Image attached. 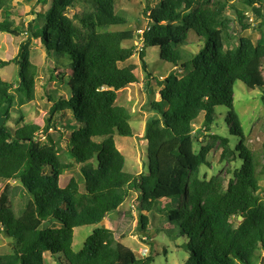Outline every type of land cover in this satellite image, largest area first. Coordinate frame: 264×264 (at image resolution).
Segmentation results:
<instances>
[{
  "label": "trees",
  "instance_id": "1",
  "mask_svg": "<svg viewBox=\"0 0 264 264\" xmlns=\"http://www.w3.org/2000/svg\"><path fill=\"white\" fill-rule=\"evenodd\" d=\"M50 1L48 12L41 14L29 5L23 15L21 9H13L12 0H0V33L27 36L14 57L0 60V71L10 65L19 69V80L7 82L0 76V228L11 239L0 264H44V253L61 255L67 264H153L152 244L143 240H150L144 232L158 200L177 204L175 210L160 213L187 239L189 256L184 264H259L264 248V201L259 195L264 141L255 152L244 145L233 110V87L236 82L246 86L259 82L256 64L264 63V41H256L242 6L264 17V0H157L155 5L145 0L147 24L139 39L136 31H111L127 24L115 9L116 0ZM80 6L85 7L82 16H73L82 28L68 17ZM27 16L31 20L24 30L11 19ZM187 30L202 42L192 56L183 51ZM31 39L39 40L49 56L55 52L60 66L43 83L49 87L45 92L50 103L43 127L20 126L22 107L35 99L38 68L29 62ZM136 39L143 45L126 46ZM148 45L158 47L160 60L183 75L170 72L156 81L159 100L150 104L156 116L145 123L143 134L148 173L132 176L124 172L125 158L114 136L132 135L131 116L120 104V94L140 82L141 71L147 73ZM131 56H138L140 65L123 66ZM53 82L61 84L64 93L55 97L50 90ZM218 106L228 109L230 133L238 138L234 149L229 138L211 133ZM66 113L71 124L58 129L56 121ZM12 114L18 116L13 117L14 129L6 125ZM201 114L203 129L196 133L193 125ZM52 130L58 137L51 136ZM207 133L210 144L196 152L194 135ZM61 143L69 155L66 163L56 152ZM215 144L228 169L205 179L199 170ZM75 170L83 180L80 195L76 179L65 176ZM11 182L18 187H10ZM17 188L22 190V205L16 213L10 197ZM130 191L137 195L138 239L149 244L148 254L137 258L120 243L135 223L132 210L120 216L114 230L94 229L74 252V229L104 222Z\"/></svg>",
  "mask_w": 264,
  "mask_h": 264
},
{
  "label": "rangeland",
  "instance_id": "2",
  "mask_svg": "<svg viewBox=\"0 0 264 264\" xmlns=\"http://www.w3.org/2000/svg\"><path fill=\"white\" fill-rule=\"evenodd\" d=\"M239 2L240 0H234V2ZM157 0H151L150 4L155 5ZM49 2L46 5L39 4L36 0H12L11 6L15 11L21 9L24 13L26 12V7L31 6L37 12L44 14L48 12L50 8ZM145 0H116L115 9L118 12H122L126 18L127 24L114 28L111 31H124L131 30L142 31L145 29L147 20L144 18L143 12L145 8ZM247 20L252 23L253 29L251 32L255 33L257 36L256 41L261 43L264 41V17H257L250 11L247 7L242 6ZM85 7L80 6L79 9L76 8L72 11L68 17L73 18L75 25L78 28H82L79 20L74 18V13L78 14L79 17L82 16ZM230 13V17L234 18V15ZM264 14V12H262ZM18 23V26L24 30L26 22L31 20V16L25 18L12 17ZM44 20H41L40 24H43ZM185 45H183V51L188 55H194L197 53L202 42L195 34L187 30L185 32ZM27 36H22L18 38H13L7 34L0 33V60L7 61L11 56L14 57L20 44L26 40ZM142 42L133 40L128 42L126 46L134 45L140 46ZM143 45V44H142ZM146 57L144 59L146 64L147 73L141 71V80L139 83L128 85L125 89L121 91L120 94V104L125 106L129 111L131 116L130 126L132 130L131 137H121L115 134L114 142L119 150V152L125 158L124 172L135 176L139 173H148V159L146 142L143 139L144 126L145 123L156 116L154 112L150 109V104L152 102L159 100V88L156 85V81H162L170 72H176L177 76H182L183 72L173 65L163 62L159 58L160 49L158 47L146 46ZM10 55V56H9ZM49 56L46 52L44 45L39 40H30L29 48V62L38 68L37 77L35 80L34 88V101L28 103L26 106L22 107L23 121L20 124H37L40 127L44 125V118L47 117L50 103L47 101L45 87L43 83L48 79L49 73L55 74L56 69L60 66L56 61L55 52H51ZM49 56V57H48ZM59 61L63 58L58 57ZM132 63L140 65L138 56H134L129 59ZM121 67V65H119ZM18 67L10 65L0 71V76L4 81L13 82L18 79ZM256 70L259 82L254 85L246 86L241 82H236L233 87V110L240 123V128L243 134V143L252 152L258 151L264 141V107L261 104L260 97L262 95V90H264V63L256 64ZM149 76V77H148ZM50 90L54 91L53 95L57 97V93H64L61 88L62 85L57 82L50 84ZM78 92V88L76 89ZM223 106H218L214 110L213 114V125L211 133L213 135H219L224 138H229L231 140L229 147L234 149L238 143V138L231 135L229 130V124L226 121L227 112ZM13 115V116H12ZM11 118H7L6 125L12 127L13 117H18L16 114H12ZM11 119V120H10ZM203 114H201L193 125V130L198 133L203 129ZM71 124L70 115L66 113L65 116L58 118L56 121V126L58 129L62 127L69 126ZM73 126V124H72ZM52 137H58V133L55 130L49 132ZM209 134H203L199 136L194 135L197 138L195 143L196 152L201 146L207 147L211 140L207 138ZM56 152L59 154L60 160L63 163L69 161V155L67 153L64 143L56 146ZM221 148L218 144H215L206 155V163L200 167L199 174L205 179H210L214 176L224 175L228 169L227 161H221ZM230 167L232 164L230 163ZM66 178L73 177L78 182L80 188L78 190V195L84 192L83 180L77 170L66 173ZM10 187H18L17 184L11 182ZM3 189V184L0 183V193ZM21 188H17L15 193L10 197L13 202L14 210L16 213L19 211L22 201L19 194H21ZM259 195L264 201V178L260 181V191ZM136 193L133 191L129 192L128 198L119 206L117 210L109 214L101 224L97 226H83L74 229L72 250L74 252H79L81 250L85 240L91 235L94 229L106 227L110 230H114L117 223L120 220V216L127 210H132L135 215V223L131 229L129 236L123 239L120 243L134 252L137 258H143L148 254L150 246L147 241L152 244L154 262L153 264H184L189 256V251L186 248L187 239L183 235H179V230L176 229L175 225L168 222L162 218L160 209L162 211L166 209L175 210L177 207L176 202L164 203L163 200H158L155 204V208L148 214L149 221L144 234L149 238L143 241L139 240L137 226L138 218L137 212L139 208V203L136 200ZM47 224V225H46ZM46 226H50L51 223H46ZM144 236V235H143ZM0 255L7 252V248L11 243V239L6 236L4 231L0 228ZM197 238L195 244L199 243ZM264 256V248L260 250L259 257ZM44 264H67L61 255H50L49 253L43 254Z\"/></svg>",
  "mask_w": 264,
  "mask_h": 264
},
{
  "label": "water",
  "instance_id": "3",
  "mask_svg": "<svg viewBox=\"0 0 264 264\" xmlns=\"http://www.w3.org/2000/svg\"><path fill=\"white\" fill-rule=\"evenodd\" d=\"M137 38H140V35H137ZM2 241H0L1 244ZM259 264H264V256L260 258Z\"/></svg>",
  "mask_w": 264,
  "mask_h": 264
},
{
  "label": "built area",
  "instance_id": "4",
  "mask_svg": "<svg viewBox=\"0 0 264 264\" xmlns=\"http://www.w3.org/2000/svg\"><path fill=\"white\" fill-rule=\"evenodd\" d=\"M145 29H146V27H145ZM145 29L142 30V31H136V32H137L138 35H141V34L145 31ZM133 57H134V56H131L130 58H133Z\"/></svg>",
  "mask_w": 264,
  "mask_h": 264
},
{
  "label": "crops",
  "instance_id": "5",
  "mask_svg": "<svg viewBox=\"0 0 264 264\" xmlns=\"http://www.w3.org/2000/svg\"><path fill=\"white\" fill-rule=\"evenodd\" d=\"M130 63H132V62L131 61H128V62L124 63L123 66L128 65ZM173 69H174V67H173Z\"/></svg>",
  "mask_w": 264,
  "mask_h": 264
},
{
  "label": "clouds",
  "instance_id": "6",
  "mask_svg": "<svg viewBox=\"0 0 264 264\" xmlns=\"http://www.w3.org/2000/svg\"><path fill=\"white\" fill-rule=\"evenodd\" d=\"M138 41V40H137ZM130 59H132V58H130Z\"/></svg>",
  "mask_w": 264,
  "mask_h": 264
}]
</instances>
